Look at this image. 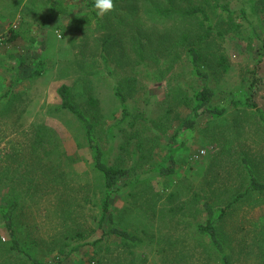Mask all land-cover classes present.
Wrapping results in <instances>:
<instances>
[{"label":"rangeland","instance_id":"rangeland-1","mask_svg":"<svg viewBox=\"0 0 264 264\" xmlns=\"http://www.w3.org/2000/svg\"><path fill=\"white\" fill-rule=\"evenodd\" d=\"M93 2L0 0V204L21 196L20 234L30 235L47 264H221L197 226L207 220L205 202L217 209L245 192L249 170L264 182V124L254 110L233 105L246 101L259 77L254 99L264 110V0H114L115 11L104 17ZM194 8L208 14L210 27L177 13ZM166 9L175 11L158 13ZM9 30L18 33L13 42L5 39ZM191 46L202 54L213 105L228 110L179 135L173 175L148 177L203 85L192 73ZM37 60L44 71L29 78ZM62 84L93 121L106 162L129 170L111 212L138 243L99 227L93 203L102 179L80 125L57 110ZM216 227L230 264H264V193L245 195ZM77 232L84 238L73 239ZM6 241L0 216V264H23Z\"/></svg>","mask_w":264,"mask_h":264},{"label":"trees","instance_id":"trees-1","mask_svg":"<svg viewBox=\"0 0 264 264\" xmlns=\"http://www.w3.org/2000/svg\"><path fill=\"white\" fill-rule=\"evenodd\" d=\"M94 6V2L91 4ZM219 7L231 17L232 11L226 6L220 4ZM174 12V9L158 10L161 15L168 16L170 13ZM182 15H187L189 17L200 16L201 24L205 26L206 24H211V19L208 14L200 9L194 8L190 10H182L180 12ZM212 29V28H209ZM18 38V33L14 30H9L6 33L5 39L7 42H13ZM258 38V37H257ZM260 42L259 46V58L260 61L264 56V40L258 38ZM188 55L190 57V64L192 67V73L199 79L202 80V87L196 91L193 95L194 106L192 108V115L190 118L186 119L177 134L174 136L172 145L170 146V152L167 157L154 169L147 173L148 177H168L175 173L176 161L175 154L180 149L181 144L178 141V137L185 132L193 131L198 122L204 116H209L212 118L224 117L227 113V108H220L213 105V100L215 97V92L213 88L209 85V73L204 68L203 57L198 48L191 46L188 50ZM23 63V62H22ZM44 71V62L42 60H37L35 69L29 74V78L39 77ZM257 74V72L255 73ZM261 83L259 77H255L250 84L249 94L245 102H234L233 105H242L243 107L250 108L255 111L262 123L264 124V110L256 103L254 96L255 92ZM57 94L60 98V105L57 108L60 112H68L72 115L75 121L80 125L81 129L85 134V139L87 141L88 149L91 153V166L95 172L100 174L102 179V191L100 193V198L97 199L93 205L98 207L99 216V227H103L104 234L114 235L123 239L124 241H130L132 243L140 242V238L133 233H130L117 226L114 215L111 212V201L112 195L115 191L116 186L129 174V170L122 167H117L110 165L105 160V152L102 150L99 140L97 138L95 125L90 117H88L73 101L72 88L66 84L60 85L57 89ZM115 95L120 101L123 108V119L129 116V112L126 106V97L120 87L115 89ZM90 104L93 107L98 106V101L95 98L90 99ZM179 143V144H178ZM250 181L245 192L237 194L224 207L214 209L213 206L205 202V210L207 212V220L203 224H198L197 232L201 236H208L210 238L212 248L219 254L221 258V264H230L229 253L221 241L216 227V223L219 220L224 219L230 209L239 202L245 195L251 192L264 193V182L259 181L249 170ZM21 208V196H15L13 199L5 204H0V216L3 220V228L8 236V241L3 243L6 246V250L10 253L11 257L23 264H47L37 258L33 251L35 242L29 243L30 235L26 233L23 236L20 234L21 229L24 228L20 225L18 219V214ZM76 238L73 239H83L84 234L81 232L76 233ZM25 238V239H24ZM79 246L72 249L70 252L78 250Z\"/></svg>","mask_w":264,"mask_h":264},{"label":"clouds","instance_id":"clouds-1","mask_svg":"<svg viewBox=\"0 0 264 264\" xmlns=\"http://www.w3.org/2000/svg\"><path fill=\"white\" fill-rule=\"evenodd\" d=\"M94 6L97 14L101 17L107 16L109 13L115 11L114 0H94Z\"/></svg>","mask_w":264,"mask_h":264}]
</instances>
